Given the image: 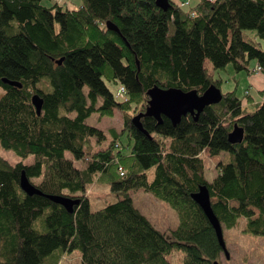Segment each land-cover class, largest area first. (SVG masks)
I'll use <instances>...</instances> for the list:
<instances>
[{
	"label": "trees",
	"instance_id": "16d2710c",
	"mask_svg": "<svg viewBox=\"0 0 264 264\" xmlns=\"http://www.w3.org/2000/svg\"><path fill=\"white\" fill-rule=\"evenodd\" d=\"M42 1L0 0V149L20 158L0 156V264H60L75 250L76 264H169L173 249L183 251L181 264L219 262L215 231L191 198L200 185L222 228L244 217V232L264 236V91L256 103L248 90L244 98L236 87L221 92L196 120L187 113L175 125L163 115L161 123L142 115L145 132L132 122L153 86L201 94L220 89L212 70L264 74V0H169L165 11L154 0H80L76 9ZM249 29L258 40L244 34ZM33 94L43 99L40 114ZM115 110L122 125L108 128L113 138L103 146L106 132L86 119ZM234 125L244 129L239 143L228 140ZM123 132L133 141L129 153L117 139ZM66 151L92 159L79 169ZM223 152L207 179L206 157ZM29 156L34 161L24 163ZM22 171L41 195L20 188ZM98 182L118 199L92 211L86 190ZM139 189L177 211L169 236L134 206L131 192ZM45 195L78 204L68 212Z\"/></svg>",
	"mask_w": 264,
	"mask_h": 264
},
{
	"label": "rangeland",
	"instance_id": "374dc122",
	"mask_svg": "<svg viewBox=\"0 0 264 264\" xmlns=\"http://www.w3.org/2000/svg\"><path fill=\"white\" fill-rule=\"evenodd\" d=\"M177 4H181L182 0H173ZM197 0H189V4L193 5ZM80 0H64L63 7L68 9H76L80 5ZM42 4L49 6L51 2L49 0H43ZM244 34L252 40H258L255 37L254 30H244ZM260 48L264 50V41H260ZM205 65L212 70L211 63L205 60ZM254 62H250L251 68ZM215 78H221L222 84L220 91L222 93L231 91L235 87L237 88V95L244 98L248 88L250 94L254 97L255 102L260 101V98L255 90V86L258 83H263L261 73H235L230 65L225 69L212 70ZM246 76H249L248 78ZM249 82L253 84H249ZM111 91L116 93V87L109 85ZM1 94V91H0ZM246 102V101H244ZM255 106L250 104L247 111H252ZM86 123L95 126L106 132V139L102 142L105 146L112 140V135L109 133L108 128L114 127L117 132L120 131L122 120L121 113L115 110L112 117H99L97 113L91 114L86 119ZM118 141L123 145L122 152L129 153L133 141L129 140L126 133H119L117 136ZM207 154V151H204ZM208 155V154H207ZM0 156L7 159L10 163L14 164L20 160L12 151L0 149ZM65 156L72 160L74 165L82 169L86 166L88 160L92 157L78 154L74 152H65ZM226 157V153L223 152L220 156H208L206 157V165L204 167V175L207 179L211 180L215 176V162L220 158ZM34 161L33 156H29L24 160V163H32ZM154 166L146 170L148 180L151 181L154 176ZM121 175V170H118ZM123 174V173H122ZM38 178H34L33 181H38ZM86 194L89 195L90 208L92 211L98 210L108 203L115 202L118 198L112 194L109 187L101 182L95 183L89 186L86 190ZM131 198L134 206L146 216V218L153 224V226L164 232L167 236L170 235V231L174 229L179 223V215L176 210L171 208L166 202L155 198L150 193L143 189L135 190L131 192ZM246 219L240 217L235 226L232 228H222V234L224 243L228 252V258L224 253L220 254L219 264H264V236L253 235L243 231ZM184 253L181 249H173L172 252L166 256L169 264H181L183 261ZM80 261L79 251L75 250L72 253L65 254L60 260V264H76Z\"/></svg>",
	"mask_w": 264,
	"mask_h": 264
},
{
	"label": "water",
	"instance_id": "95a60500",
	"mask_svg": "<svg viewBox=\"0 0 264 264\" xmlns=\"http://www.w3.org/2000/svg\"><path fill=\"white\" fill-rule=\"evenodd\" d=\"M155 5L162 9L167 10L170 5L169 0H154ZM107 28L113 31H118L116 25L113 23H107ZM62 59H57L56 63L60 64ZM3 83L20 87L21 84L15 81H9L5 78L2 79ZM149 99L147 100V106L145 112L139 113L132 118L133 124L137 129L144 131L140 123V117L142 115L153 117L158 123H161L162 115L167 117L173 125L180 121L181 116L187 113L194 115L196 120L198 114L207 105L216 104L220 101L222 94L219 88L214 85H210L201 94H198L196 90L183 91L179 88H160L153 86L147 91ZM31 102L35 107L36 113L40 114L43 99L38 94H33ZM145 132V131H144ZM244 129L234 125L233 129L228 133V140L231 143H239L243 139ZM20 188L28 195L38 194L41 192L37 190L28 180L25 173L22 171L19 179ZM48 199L56 204L63 206L68 212L73 211V206L78 204V199L67 198L59 195H45ZM191 198L198 204L209 223L215 231L216 238L225 254L228 258V252L224 243L222 226L217 216L213 212L211 207V200L208 188L205 185H200L197 191L191 193ZM212 264H219L218 261H214Z\"/></svg>",
	"mask_w": 264,
	"mask_h": 264
},
{
	"label": "crops",
	"instance_id": "0c3cea01",
	"mask_svg": "<svg viewBox=\"0 0 264 264\" xmlns=\"http://www.w3.org/2000/svg\"><path fill=\"white\" fill-rule=\"evenodd\" d=\"M262 74V73H261ZM247 78L249 77V76H246ZM261 78H262V80L264 81V74H263V76H261ZM249 84L251 85V84H253V83H251V82H249ZM262 85H263V83H262ZM261 85V83H258L257 85H254L255 86V90H256V92H257V94H258V96H259V98H260V101L262 100V95H261V91H264V87ZM247 90H248V88H246ZM248 92H249V90H248ZM249 94H250V92H249ZM253 97V96H252ZM254 99V98H253ZM253 102V101H252ZM254 103H256L255 102V100H254ZM250 104H253V103H248L247 105H250Z\"/></svg>",
	"mask_w": 264,
	"mask_h": 264
},
{
	"label": "built area",
	"instance_id": "2783aa9c",
	"mask_svg": "<svg viewBox=\"0 0 264 264\" xmlns=\"http://www.w3.org/2000/svg\"><path fill=\"white\" fill-rule=\"evenodd\" d=\"M55 1L62 2L63 0H55ZM188 4H189V0H183V2L181 3L182 6H186ZM120 93H123V88L122 87H120L118 89V94H120ZM118 170H121V175H122L123 169L121 167H119Z\"/></svg>",
	"mask_w": 264,
	"mask_h": 264
}]
</instances>
